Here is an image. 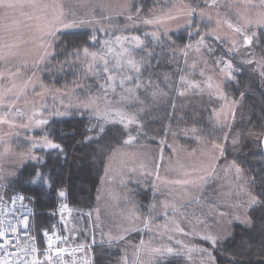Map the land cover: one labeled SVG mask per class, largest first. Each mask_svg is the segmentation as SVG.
I'll list each match as a JSON object with an SVG mask.
<instances>
[{
    "label": "rangeland",
    "instance_id": "374dc122",
    "mask_svg": "<svg viewBox=\"0 0 264 264\" xmlns=\"http://www.w3.org/2000/svg\"><path fill=\"white\" fill-rule=\"evenodd\" d=\"M10 2L15 6L0 8V79L3 74L14 76L11 83L0 81V87L7 95L9 93L11 95L12 91L22 92L26 88L35 87L33 79L36 77L30 75L32 81L22 79L20 67L24 66L31 70L43 69L46 61H49L54 53L55 43L60 34L77 30H100L121 34L125 30L144 27L155 37H160L162 43L164 41L170 45L173 44L169 38L170 33L187 29V40L182 49L184 71L179 74L174 95L184 93L180 95L185 105L182 111L190 110V113H194L193 118H197L199 122L202 119V112H208L204 117V123L208 125L209 131L211 129L218 131L219 136L205 134L200 124L183 117L181 111L175 115L173 121L170 115L161 127L162 131L153 136L155 144L120 153L112 159V172L117 176L140 168L142 178L150 180L151 193L148 212L144 216L145 226L138 232L140 239L130 236L123 241V255L117 264H157L163 260L157 254V250L164 255V259L184 256L188 264H216L214 249L231 237L234 224H251L249 210L256 204L253 201H258L252 187V177L237 163L225 158L226 151L239 144L238 131L231 132L230 128L238 121V113L244 111L241 112L244 97L235 99L225 87L234 79V72L240 67L241 69L247 67L259 81L264 82V54L257 46L253 47L250 53L249 49L240 47L241 36L238 31H233L238 29L244 32L245 36L253 33L258 37L259 32L264 30V0H156V5L152 9L143 12L137 8V0H10ZM193 8L197 13L195 16ZM190 25L199 27L198 36L202 38L203 43L198 36L193 38L194 35L190 34ZM209 33L211 35H208ZM120 45L126 47L124 43ZM213 45L216 51L220 45L227 47L222 52L219 49L220 52L217 51L219 55H209L205 48ZM84 48L89 49L86 46ZM86 52L85 54H91V60L98 57L90 51ZM225 52H231L233 55L226 57ZM222 59L225 61L223 64L220 63ZM226 64H230L231 68H227ZM117 65L119 68L122 67L121 64ZM67 68L73 67L68 64ZM180 81L187 83L181 84ZM102 85L108 90H102L101 97L98 98L106 101L105 96L110 95L111 89L105 80L102 81ZM141 85L144 91L139 94V100L144 99V95L148 93L151 100L153 95L156 96V102L153 104L170 102L169 108L172 109L175 97L170 101L166 98L171 95L172 78L168 76L166 84L146 86L141 82ZM191 85H197V88L192 89ZM74 87L71 82L60 87L43 84L42 90L45 94L42 92L43 95L38 98L41 99L38 106L43 108L42 113L44 111L46 113L44 116L41 114L43 121L39 126L42 129L41 134L34 140L31 136L27 138L43 147L36 146L41 152L34 154L33 158L31 152L36 148L27 147L26 154L15 160L38 163L37 157L41 159L45 156L46 159L58 158V163L62 161L66 151L61 143L59 128L64 124V120L48 121L47 125L44 123L52 116L67 115L68 111L64 110L63 105L77 109L86 107L87 102L86 104L75 102V99L80 98ZM118 95L116 98H108L106 101L109 102L108 106L105 102L103 105L106 106L90 114L95 130L101 126L104 129L107 125L114 124L112 121H120V124L126 125L122 117L141 119L142 123L144 117L150 119L153 116L159 122L162 120V115L156 108L149 112L141 109L127 113L125 108L122 111V107L125 106L119 103L137 97L133 91L131 95L125 92ZM94 97L93 95L89 100ZM34 98L33 96L30 99ZM2 100L7 105L4 103L5 106H0V114H8L11 120L19 125L25 117L27 123L35 124L34 118L38 113L23 110L28 100L20 101L15 97ZM179 100L181 101V98ZM128 127L131 134L140 133L142 129L141 124L135 121L129 123ZM93 128L92 131H95ZM225 128L226 134L223 133ZM49 144L59 145L62 152L49 149ZM10 151L8 150L9 156ZM154 156L159 158L158 164H154ZM43 159L40 161L41 165ZM37 171L45 175L47 183L51 186L48 195L42 199L40 193L26 181L22 187L34 191L43 203L49 204L52 198L50 192L52 177L58 171L53 170L50 174L46 168ZM6 185L0 183V199L7 198L12 193ZM60 191L66 193L65 190ZM122 194L107 185L101 205L104 212L116 214L107 222H116L120 229L125 226L136 227L143 221L137 211L131 207L115 206L117 196ZM125 194L127 197L130 196V190L127 189ZM59 199L58 206L50 213L56 220L47 228L57 230L70 243L87 245L92 258L98 235L95 234L94 238L93 231L88 226V211L70 205L67 195ZM34 222L39 234L41 231L37 228V217ZM107 234L106 237L113 240L124 237L127 233L117 230ZM209 238L216 241L215 246L211 244ZM169 250L173 255L169 254Z\"/></svg>",
    "mask_w": 264,
    "mask_h": 264
},
{
    "label": "trees",
    "instance_id": "16d2710c",
    "mask_svg": "<svg viewBox=\"0 0 264 264\" xmlns=\"http://www.w3.org/2000/svg\"><path fill=\"white\" fill-rule=\"evenodd\" d=\"M137 8L143 11L152 9L156 5V0H137ZM200 34H195L193 38ZM259 42L257 48L264 54V30L259 32ZM122 38V39H121ZM125 38V39H124ZM169 38L173 41V44H165L160 37L152 35L148 28H134L132 30H125L121 34L116 32L107 31H87L77 30L70 31L58 36V40L55 43V49L52 57L49 61H46V65L43 69H27L21 66V78L27 81L30 80V75H34L33 79L36 84L34 88H26L22 92H11V95L3 93L0 87V106H5L6 102L2 98L7 99L15 97L19 100H28L23 107L25 111H33L38 113L35 116L33 123H27V117L23 118L22 124L19 125L13 122L8 114H0V183L7 184L11 191L21 190L26 193L32 194L36 198L37 208V228L42 231L55 222L56 218L50 213L59 204V196L57 193L60 190H65L67 195V201L70 205L76 206L79 209H88L93 207L96 202V195L101 184V179L104 173L105 164L108 158L119 149H128V147H134L138 144H155L153 136L161 132V127L170 118L174 120L175 115L180 114L184 108L183 98L179 94L174 95L176 82L180 73L184 71V65L182 64V52L183 47L187 40V29L180 30L178 33H170ZM95 41V43H92ZM127 41V42H125ZM142 46L137 48L136 44ZM86 43V44H85ZM124 43L126 47L120 45ZM150 45L149 51L154 53H163L162 60L170 61L164 69L161 71L166 73V76L172 78V91L171 95L166 96L168 101L171 98L174 99V105L169 108L170 102L166 104L161 102L159 104H153L156 101L151 100L149 94L144 95V99L139 100V94L144 90L134 89L136 98L128 101H122V111H139L146 110L149 112L155 108L162 115V120L159 122L153 118L145 119L142 123L141 119H133L122 117L125 120L127 127L124 123H114L107 125L104 128L103 134H98L96 131H92L94 127L90 114L95 112L103 105L108 98L119 97L124 92L120 88H117L116 92L110 91L106 101L99 99L102 94V88L97 87L92 83L95 79L99 84L104 81L103 73L101 71L104 67L103 62H107L106 70L109 75H115L117 81L122 79L121 74H117L113 71L115 67H119L117 63L122 65V72L124 75L129 74V67L138 61L143 60V56L140 55L144 46ZM89 49H85L84 47ZM171 46V47H170ZM124 47V49H123ZM214 52L217 53L219 49L224 50L227 46L220 45L217 49L213 46ZM69 49L73 53L77 54V58L71 63L67 62L66 57L69 56ZM92 52L93 55L98 57L90 58ZM85 52L87 54H85ZM220 52V51H218ZM222 52V51H221ZM72 65L73 68H67V65ZM1 65V64H0ZM20 70V71H21ZM152 75H155L152 73ZM234 79H231L230 83L226 85L225 89L228 93L238 99L240 96L244 97L243 107L241 114L238 113V121H235L230 131H238L240 135L239 144L226 151L225 158L238 164L243 170L252 177V181L255 180V184L252 183L254 192L258 197L259 203H256L249 210V218L251 220L250 225L234 224L233 233L231 237L220 243L213 251L216 264H259L258 257L264 254V154L262 147V138L264 136V82L258 80L256 75L251 72L247 67H243L234 72ZM234 80V81H233ZM0 81L5 83H11L14 81V76L3 74ZM72 83L76 90L77 96L80 100L75 99L76 103L87 102L86 107L72 108L65 107L68 114L65 116H52L44 124L47 125L48 121L57 119H63L64 124L59 128L62 144L65 147V157L58 163V158L46 159L47 157H37L38 163L34 162H19L17 161L23 154H26L27 147L36 148V142L33 140L38 138L41 134L40 125L41 114L44 116L45 111L42 113L38 106L41 103L38 99L45 94L43 92V84L55 85L60 87L63 84ZM77 82V83H76ZM144 83L146 86H152L157 83L165 84L162 80L154 79L149 81V77L144 76L143 72L140 73L139 83ZM131 88V85H127ZM144 86V85H143ZM167 87V85H166ZM182 88V86H180ZM45 91V90H44ZM24 92V93H23ZM43 92V93H42ZM95 96L91 100L90 97ZM11 96V97H10ZM34 99H30L31 97ZM50 96V95H49ZM74 97V96H73ZM78 98V97H77ZM87 98V100L85 99ZM181 98V101L179 100ZM84 99L86 101H84ZM83 100V101H82ZM89 101V102H88ZM138 101V103H137ZM109 102H106L108 106ZM116 103V102H114ZM86 104V103H85ZM112 104V103H111ZM7 105V104H6ZM32 105V106H31ZM155 105V107H154ZM178 105H180L178 107ZM23 104H21V107ZM7 108V107H6ZM239 109V107H238ZM77 110V111H76ZM81 110V111H79ZM207 110V109H206ZM238 112V111H237ZM27 113V112H26ZM183 117L194 120L197 124H200L204 129L205 134L217 137L219 132L215 129L209 131L208 125L205 122V115L208 112H202V119L200 122L197 118L190 113V110H184ZM198 113V114H202ZM241 115V117L239 116ZM21 117V116H20ZM135 121L141 124L140 133H129L128 121ZM124 122V121H123ZM211 123V122H210ZM26 124V125H25ZM21 130H19V128ZM211 128V127H210ZM91 129V130H90ZM94 129V128H93ZM227 128L224 129L226 134ZM95 130V129H94ZM143 130V131H142ZM213 130V131H212ZM150 132H154L150 133ZM132 135V136H131ZM28 136H31L33 140H28ZM95 136V137H94ZM131 140V143L127 141ZM31 141L33 143H31ZM10 151V156L9 152ZM27 148V149H26ZM35 152V153H34ZM40 149L36 148L32 150V158L34 154H38ZM14 153V155H13ZM20 154V155H19ZM11 157V158H9ZM15 158L17 160H15ZM43 159V164L40 161ZM46 168L48 173L56 170L58 171L53 175L51 185V199L50 203H43L42 199L29 189L22 187L27 177H30L32 173L37 170ZM151 196V195H150ZM8 197V196H7ZM148 195L144 198L140 197V214L146 215L148 212ZM41 233V232H40ZM137 239H140L138 232L133 233ZM123 241L116 244H95L93 247L92 264H117L123 255ZM157 264H188L184 256L169 257L160 260Z\"/></svg>",
    "mask_w": 264,
    "mask_h": 264
},
{
    "label": "built area",
    "instance_id": "2783aa9c",
    "mask_svg": "<svg viewBox=\"0 0 264 264\" xmlns=\"http://www.w3.org/2000/svg\"><path fill=\"white\" fill-rule=\"evenodd\" d=\"M11 192L0 199V264L92 263L87 245L70 243L54 229L45 228L37 234L36 198L21 190ZM20 196L25 199H18ZM29 197L34 204L28 202Z\"/></svg>",
    "mask_w": 264,
    "mask_h": 264
},
{
    "label": "snow or ice",
    "instance_id": "6c2138e0",
    "mask_svg": "<svg viewBox=\"0 0 264 264\" xmlns=\"http://www.w3.org/2000/svg\"><path fill=\"white\" fill-rule=\"evenodd\" d=\"M15 5L13 3L10 2V0H0V8H11L14 7ZM193 12V16L197 15L195 8H193L192 10ZM190 34H199L200 29L199 27H196L195 25H190ZM229 27H231V25H229ZM233 31H238L239 35L241 36V40H240V47L242 48H247L249 49V53L251 51V49L253 47L256 46V44L259 42V37L255 36L253 33H249L247 36H245L244 32L239 31L238 29H233ZM208 35H211V33H209ZM198 39H201V43H203L202 38H200L199 36L197 37ZM92 43H95V41H92ZM137 48H141L142 46L139 44V42H137L136 44ZM151 46H144L141 50L140 55L143 56V60L136 62L135 64L130 65L129 67V74L124 75L122 73L121 68L119 67H115L113 69L114 72L116 73H121L122 79L117 81L115 78V75H109L108 71L106 70V65L107 62H103L104 67H102L101 71L103 73V78L105 81H107L109 88L111 89L112 92H116L117 88H120L122 91H124L125 93H127L128 95L132 94V91L134 89H141L142 85L141 83H139V78H140V73L143 72L144 76L149 77V81H152L154 79H158V80H162L165 84L167 83V76L166 73L161 71L162 69H164L166 67L167 64L170 63V61H166V60H162V56L163 53H154L152 51H149L148 48H150ZM70 55L68 57H66L67 62L71 63L73 60H75L77 58V54L73 53L71 49L68 50ZM205 51L209 54V55H219V53H215L214 50L211 47H207L205 48ZM221 51H223L221 49ZM231 55H233V53L231 52H225L224 56L226 57H230ZM220 63H225V61L222 59L220 61ZM227 68H231L230 64H226ZM152 73H154L155 75H152ZM231 77H229L230 79ZM93 84H95L97 87L102 88L103 90L107 91L108 89H105L104 86L102 84H99L95 79H93L92 81ZM179 83L181 84H186V81H180ZM127 85H131L132 87L129 88ZM192 89H196L197 85H191ZM160 95H163L162 93H160ZM180 95H184V93H180ZM152 99L155 100L156 96L153 95ZM138 103V101H137ZM120 121H112V123H119ZM128 123H132L131 120L128 121ZM125 127H127V125H125ZM91 130V129H90ZM98 134H103V126L96 128L95 130ZM132 141L129 140L127 141V143H131ZM38 147H43V145H36ZM49 149H53L56 152H62V149L59 147V145L57 144H49L48 145ZM237 172H239V169H237ZM26 183L30 186H32L37 192L40 193L41 198H44L45 196L48 195L49 190L51 188V186L47 183L46 177L44 174L40 173L39 171L32 173V175L30 177L27 178ZM253 184H255V180L252 181ZM57 195L60 198L65 197L66 193H64L63 191H60L57 193ZM18 199H25V197L20 196L17 197ZM28 202L29 203H33L34 201L29 197L28 198ZM254 203H259V201L254 200ZM34 215V213H33ZM24 225L26 226L28 224V221L25 220ZM46 235V234H43ZM0 239H2V237H0ZM210 239V238H209ZM210 242L213 246H215L216 241L215 240H211ZM157 254L160 256L161 259H164V255L162 253L159 252V250H157ZM169 254L173 255L170 250H169ZM57 255H59V253H57ZM259 260V264H264V254H261L258 257Z\"/></svg>",
    "mask_w": 264,
    "mask_h": 264
},
{
    "label": "crops",
    "instance_id": "0c3cea01",
    "mask_svg": "<svg viewBox=\"0 0 264 264\" xmlns=\"http://www.w3.org/2000/svg\"><path fill=\"white\" fill-rule=\"evenodd\" d=\"M150 145L148 144H138L134 147H128V149H119L115 151L107 160L104 168V173L101 179V184L98 189L97 195H96V202L93 207H90L87 209L88 213V226L93 231V237L95 238L96 235L97 241L95 240L96 244H116L121 241H124L128 239L131 234L135 232L141 231V228L145 226V218L143 214H140V197L141 199L145 197V195H148V200H150L151 193L149 192V181H146L142 178L141 170L140 168L137 170H130L125 172V174L117 176L114 175L112 172V159H114L118 154H122L124 152L131 151L133 149H138L139 147H148ZM159 161L158 157L154 156V164H158ZM107 185H110L111 188L113 187L117 192H122V195H116V207L124 206V207H131L133 210H136L140 217H142L143 221H141V224L137 225L136 227H124L123 229H120L116 226V222H107V220H110V218L114 217L116 214H108L107 212L103 211L101 200L102 196L104 194V191L107 187ZM127 189L130 190V196H125ZM166 214V213H164ZM163 214V215H164ZM119 232H126L124 237H120L119 239H113L109 240L106 236H108L107 233H111L113 231ZM91 232V231H90ZM96 234V235H95ZM123 236V235H122ZM89 239V237L87 238Z\"/></svg>",
    "mask_w": 264,
    "mask_h": 264
},
{
    "label": "water",
    "instance_id": "95a60500",
    "mask_svg": "<svg viewBox=\"0 0 264 264\" xmlns=\"http://www.w3.org/2000/svg\"><path fill=\"white\" fill-rule=\"evenodd\" d=\"M262 147H263V154H264V136L262 138Z\"/></svg>",
    "mask_w": 264,
    "mask_h": 264
}]
</instances>
